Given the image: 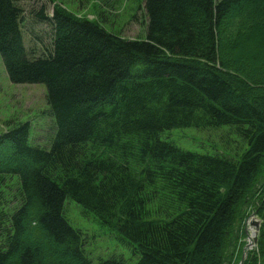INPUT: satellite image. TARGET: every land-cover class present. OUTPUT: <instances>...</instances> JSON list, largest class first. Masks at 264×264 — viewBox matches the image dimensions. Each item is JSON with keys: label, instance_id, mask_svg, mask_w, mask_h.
I'll use <instances>...</instances> for the list:
<instances>
[{"label": "trees", "instance_id": "1", "mask_svg": "<svg viewBox=\"0 0 264 264\" xmlns=\"http://www.w3.org/2000/svg\"><path fill=\"white\" fill-rule=\"evenodd\" d=\"M145 11L146 36L127 39L43 7L51 45L35 56L22 8L0 0L8 77L44 84L56 124L49 149L31 143L29 122L0 132V187L15 179L20 201L0 211V264H94L66 200L120 231L134 264H239L253 206L261 226L244 264H264V0H145ZM221 126L241 155L165 136Z\"/></svg>", "mask_w": 264, "mask_h": 264}, {"label": "rangeland", "instance_id": "2", "mask_svg": "<svg viewBox=\"0 0 264 264\" xmlns=\"http://www.w3.org/2000/svg\"><path fill=\"white\" fill-rule=\"evenodd\" d=\"M22 8L21 26L25 46L30 54L42 55L43 49L51 45V27L41 22L36 13L45 8L48 16L54 13V6H60L77 17L97 21L110 32L127 39L144 38L147 31L145 0H15ZM258 47V44L251 47ZM252 49V48H251ZM29 122L30 140L34 145L49 149L56 134V124L46 99V87L42 83L15 84L6 72L0 54V132L16 123ZM176 145L190 150H221L235 156L246 148L243 139L228 126L211 128H178L165 132ZM17 162H21L18 160ZM15 179L5 177L0 187V211L14 209L20 205ZM252 206L244 223L242 251L255 229L252 220H259ZM65 216L73 227L81 230L84 250L94 264L100 260L123 258L134 264L140 253L135 246L115 228H110L91 212L85 211L72 200L65 202ZM260 231V230H259ZM257 244L247 249L253 250ZM247 257V255H246ZM245 257V258H246Z\"/></svg>", "mask_w": 264, "mask_h": 264}, {"label": "water", "instance_id": "3", "mask_svg": "<svg viewBox=\"0 0 264 264\" xmlns=\"http://www.w3.org/2000/svg\"><path fill=\"white\" fill-rule=\"evenodd\" d=\"M257 213V211H255L251 216L254 217L255 214ZM252 224L256 226V230L254 231L252 237H253V242L249 243L246 245V247L244 248V253H243V256H242V259H241V262L240 264H243L245 262V257H246V254H247V248H249V246L251 247L252 244L256 243L257 240H258V233H259V230H260V221L259 220H252Z\"/></svg>", "mask_w": 264, "mask_h": 264}]
</instances>
